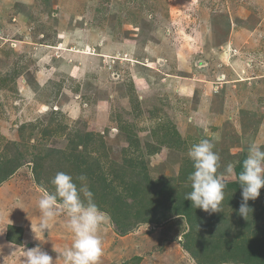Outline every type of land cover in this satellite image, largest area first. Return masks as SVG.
I'll return each instance as SVG.
<instances>
[{
	"label": "rangeland",
	"instance_id": "1",
	"mask_svg": "<svg viewBox=\"0 0 264 264\" xmlns=\"http://www.w3.org/2000/svg\"><path fill=\"white\" fill-rule=\"evenodd\" d=\"M227 198L264 222V0H0V264H231Z\"/></svg>",
	"mask_w": 264,
	"mask_h": 264
},
{
	"label": "trees",
	"instance_id": "2",
	"mask_svg": "<svg viewBox=\"0 0 264 264\" xmlns=\"http://www.w3.org/2000/svg\"><path fill=\"white\" fill-rule=\"evenodd\" d=\"M181 201L179 200V203ZM225 204L228 206H232L231 208L234 209V217H235V223L238 227L237 230L232 229L233 238L228 239L227 243L228 249L237 248L241 253H246V258L241 259L239 258L238 261L232 260L231 264H264V255L261 257L259 253L261 251H264V222H261V219L258 215H254L250 209L245 208L243 205H239L238 200L235 198H227L225 201ZM234 206V207H233ZM143 209V208H142ZM165 212L161 209H158V207L155 210L149 211L147 218H143V222L145 223H155L158 224V221H163L165 219ZM176 212H179V210H176ZM137 215H139V212H137ZM194 217V216H193ZM205 217L203 220L205 222L204 227H206L209 230L202 229L206 233L209 234L210 237L211 234L210 230H212V235L214 237L216 236L219 239H223L224 237H228L229 235V229L232 227L231 222L227 216H223L221 214H213V215H207V216H201L200 218ZM195 218V217H194ZM194 218H187V223L189 222V225L194 226L195 221H192ZM199 218V217H198ZM202 221V219H200ZM201 223V222H200ZM216 226L215 229L209 228L210 226ZM188 233V232H187ZM187 233L184 234V239L187 240ZM253 237L252 240L249 241L250 237ZM186 237V238H185ZM212 237V239L214 238ZM8 239H11L9 237ZM240 240H244L247 243L243 246L239 243ZM199 241H197L198 243ZM200 243V242H199ZM255 248L258 249V251L255 250ZM261 249V251L259 250ZM189 252L190 257L195 259L196 254L193 251H186ZM253 255V256H249ZM261 259V260H259ZM224 261V260H221ZM226 263V262H222Z\"/></svg>",
	"mask_w": 264,
	"mask_h": 264
},
{
	"label": "bare ground",
	"instance_id": "3",
	"mask_svg": "<svg viewBox=\"0 0 264 264\" xmlns=\"http://www.w3.org/2000/svg\"><path fill=\"white\" fill-rule=\"evenodd\" d=\"M58 50H60V49H58ZM65 51V50H64Z\"/></svg>",
	"mask_w": 264,
	"mask_h": 264
}]
</instances>
